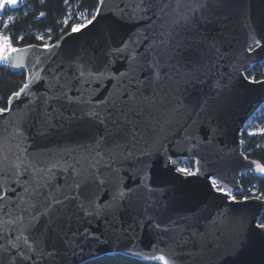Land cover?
I'll return each mask as SVG.
<instances>
[{
  "label": "water",
  "instance_id": "95a60500",
  "mask_svg": "<svg viewBox=\"0 0 264 264\" xmlns=\"http://www.w3.org/2000/svg\"><path fill=\"white\" fill-rule=\"evenodd\" d=\"M97 9L95 27L4 56L30 88L0 113V264L112 253L264 264L252 222L264 198L232 199L210 185L215 178L233 194L242 174L264 173L241 147L244 123L264 104V78L245 74L264 60V0H99ZM116 18L129 48L106 63L102 38ZM162 33L184 55L165 61L157 79L145 55ZM78 66L103 76L84 80ZM114 120L126 134H109ZM183 159L194 160L193 175L179 171ZM53 199L63 204L48 208Z\"/></svg>",
  "mask_w": 264,
  "mask_h": 264
},
{
  "label": "trees",
  "instance_id": "16d2710c",
  "mask_svg": "<svg viewBox=\"0 0 264 264\" xmlns=\"http://www.w3.org/2000/svg\"><path fill=\"white\" fill-rule=\"evenodd\" d=\"M99 0H19L18 4L2 10L7 20H0V35L9 38L13 48L30 44L50 45L71 30L75 23L84 24L83 17L91 19ZM43 13V15H41ZM67 21V23H65ZM42 37L43 39H38ZM7 53V52H6ZM261 63L253 64L245 72L253 80L264 78ZM25 82V71H10L4 60H0V108H6L9 96ZM261 110H264V105ZM264 122V114L261 117ZM242 151L253 161L264 165V131L249 134L241 131ZM241 190L234 192L235 199L251 196L264 198V173L247 171L240 178ZM250 190L254 192L251 193ZM1 194V191H0ZM264 223V214L259 216ZM82 264H163L159 258L138 259L120 253L102 255Z\"/></svg>",
  "mask_w": 264,
  "mask_h": 264
},
{
  "label": "snow or ice",
  "instance_id": "6c2138e0",
  "mask_svg": "<svg viewBox=\"0 0 264 264\" xmlns=\"http://www.w3.org/2000/svg\"><path fill=\"white\" fill-rule=\"evenodd\" d=\"M17 0H0V8H3L5 4H16ZM67 2V0H66ZM179 8V5H178ZM43 15V13H41ZM99 15V9L92 15L91 19H88L86 23L81 24V23H75L71 26V32L72 33H77L79 31H82L85 27L91 25L92 27H95L99 21L97 20V16ZM187 17L184 15H178L177 20H186ZM67 23V21H65ZM176 23V21H174ZM121 21L119 18H116L112 24H109L107 26V33L106 35L102 38L103 43L105 45L104 49V57H105V62L108 63V57L111 56L113 53H124L126 49L129 48V41L122 38L119 33V27H120ZM162 36H164V39H160L157 41L153 42V46L151 49L152 55L148 56L147 54L145 55V64L148 66L149 71H152L154 76L159 79L160 77V72L162 71L163 68V63L165 61H170L171 59L177 57V56H183L184 53L180 52L177 48L170 46V42L168 40V34L167 33H162ZM38 39H43L42 37H39ZM0 42H2V47H0V53L3 51H18L16 48H13L9 43H8V38L7 37H2L0 36ZM57 47L59 44L56 45ZM257 46L259 45V41H257ZM45 49L51 47L50 45H44L43 46ZM134 57L138 55L137 53L133 52L132 54ZM197 57V52L195 49H192L190 52L187 53V56L185 57L186 62H190L194 60ZM79 77L87 80V79H99L102 78L103 73H98L94 72L88 69L84 68H79ZM121 77H125L126 74L121 73ZM30 88V85L28 83H25L22 87H20L19 91L13 92L12 95L9 97V102H11L13 99H19L22 94L26 92ZM10 109H4L0 108V113L8 111ZM114 129L109 132L110 135H124L126 134L124 131L123 126L119 123V121L114 120ZM99 155V153H97ZM52 167H57L56 164H53ZM64 167L65 171L68 170L69 167H72L73 174L75 176L80 175V170L76 169L74 166L71 165H62ZM50 173V170H48ZM181 173H185L186 175H193V173H190L187 169H179ZM262 172H264V168L261 169ZM84 185H86V191L91 187L90 183L85 180L83 181ZM101 184H103V181H100ZM210 185L213 189L216 191L225 194V195H231L230 193L226 192V190L223 187H220L217 183V180L215 178L210 179ZM75 187L79 188L81 187V183H76ZM27 191V189H26ZM119 196L122 197L123 193H119ZM116 199V197H114ZM232 199H235V197H232ZM55 204H63V201L61 200H56L53 199L52 203L48 205V208H51ZM103 207H107L106 205ZM97 214H99V208H97ZM86 215H92V212H86ZM40 215L48 216V210L46 209L43 213ZM38 219V217H33V220L35 221ZM255 224V228L258 229L259 231L255 232V235L260 237L261 239H264V223H256V217H253V221ZM31 250V248H30ZM30 259V257H28ZM160 260H165V257L161 256L159 257Z\"/></svg>",
  "mask_w": 264,
  "mask_h": 264
},
{
  "label": "rangeland",
  "instance_id": "374dc122",
  "mask_svg": "<svg viewBox=\"0 0 264 264\" xmlns=\"http://www.w3.org/2000/svg\"><path fill=\"white\" fill-rule=\"evenodd\" d=\"M19 2V0H17L16 4H5V6L3 8H0V10H3L5 8H10L13 7L15 5H17ZM83 21L86 23L87 18L84 16L83 17ZM2 43H0V47H2ZM6 52L8 51H3L2 53H0V60H4V56L6 54ZM261 64L259 65L258 68H263L264 70V60L262 62H260ZM252 69V65L247 69ZM264 73V71H263ZM263 105H260L255 112L246 120V122L243 125L244 130H246L249 134H253V133H261L264 131V122H261V117L264 114V110H261L263 108ZM187 169V170H192L195 169V163L193 159H183L182 163L178 166V169ZM251 193H253V190H250ZM233 194H231L232 196ZM233 197V196H232Z\"/></svg>",
  "mask_w": 264,
  "mask_h": 264
},
{
  "label": "built area",
  "instance_id": "2783aa9c",
  "mask_svg": "<svg viewBox=\"0 0 264 264\" xmlns=\"http://www.w3.org/2000/svg\"><path fill=\"white\" fill-rule=\"evenodd\" d=\"M7 20V17H5L4 15H3V12H2V10H0V20ZM0 36H2V37H7V36H5V35H0ZM8 38V37H7ZM0 43H2V42H0ZM8 43L10 44V40H9V38H8ZM11 45V44H10Z\"/></svg>",
  "mask_w": 264,
  "mask_h": 264
}]
</instances>
